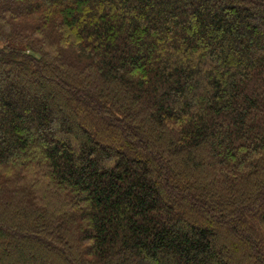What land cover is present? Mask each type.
<instances>
[{
	"label": "trees",
	"instance_id": "trees-1",
	"mask_svg": "<svg viewBox=\"0 0 264 264\" xmlns=\"http://www.w3.org/2000/svg\"><path fill=\"white\" fill-rule=\"evenodd\" d=\"M0 264H264V0H0Z\"/></svg>",
	"mask_w": 264,
	"mask_h": 264
}]
</instances>
